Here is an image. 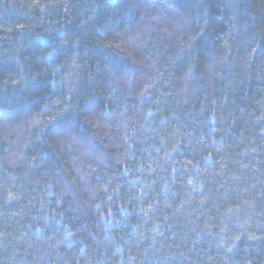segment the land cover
I'll return each instance as SVG.
<instances>
[{
    "label": "trees",
    "instance_id": "obj_1",
    "mask_svg": "<svg viewBox=\"0 0 264 264\" xmlns=\"http://www.w3.org/2000/svg\"><path fill=\"white\" fill-rule=\"evenodd\" d=\"M0 264H264V0H0Z\"/></svg>",
    "mask_w": 264,
    "mask_h": 264
}]
</instances>
